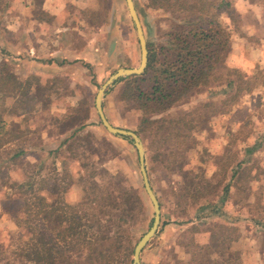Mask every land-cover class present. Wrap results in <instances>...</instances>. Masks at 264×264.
Returning <instances> with one entry per match:
<instances>
[{
	"label": "rangeland",
	"instance_id": "374dc122",
	"mask_svg": "<svg viewBox=\"0 0 264 264\" xmlns=\"http://www.w3.org/2000/svg\"><path fill=\"white\" fill-rule=\"evenodd\" d=\"M205 1L213 3L214 9L207 6L211 11L220 1L231 3L236 10L229 14L222 11L217 17L230 40L207 85L173 108L152 114L154 122L146 124L143 131L139 126L142 110L132 101L121 104L117 100V84L105 95L111 122L139 131L149 179L162 203L159 230L144 248L141 264H264V0ZM43 2L32 0L39 8L37 15L51 21V14L41 10ZM134 2L145 35L154 42L165 41L166 32L179 30L189 15L185 11L167 12L164 0ZM191 2L202 5L204 0ZM24 7V0H0V26L7 20L21 21L36 15L31 10L24 12ZM64 7L71 28L63 32L74 39L78 49L85 45L88 58L97 64L89 71L92 87L77 84L79 106L69 114L61 109L58 116L56 110L45 106L44 87L52 85L49 81L43 85L35 74L21 80L17 66L1 62L0 112L7 132L0 139V167L28 144L39 142L41 126L51 124V132H63L79 120L86 122V129L71 140L74 145L80 144L78 152L81 162L87 163L85 169L81 164V168L71 164V159L62 165L65 150L63 157L43 155L35 163L23 153L11 168L19 163L35 165V171L40 172L38 184L50 183L55 191L51 205L67 198L69 190L78 197L82 195L81 186L88 174L105 183L106 190V180L112 181L117 190H128L131 202L126 210L130 216L127 241L135 249L153 224L154 206L144 186L137 148L128 138L106 129L95 100L99 88L119 68L140 65L138 34L126 0H65ZM5 9L13 11L6 13ZM54 32L56 29L51 28L45 35ZM10 36L20 40L15 32ZM122 39L124 48L118 50L116 43ZM53 83L60 95L75 93L62 90L72 88L66 81ZM90 107L93 117L88 119ZM39 160L43 168L37 164ZM69 171L78 173L76 192L69 188ZM137 195L141 196L140 204ZM89 208L97 210L96 205ZM13 224L0 219V264H33L22 253L16 254L27 237L12 232H27L26 227ZM229 244L234 250L228 251ZM150 253L154 258L148 256ZM133 258L134 251L126 255L119 252L114 263L130 260L132 264Z\"/></svg>",
	"mask_w": 264,
	"mask_h": 264
},
{
	"label": "trees",
	"instance_id": "16d2710c",
	"mask_svg": "<svg viewBox=\"0 0 264 264\" xmlns=\"http://www.w3.org/2000/svg\"><path fill=\"white\" fill-rule=\"evenodd\" d=\"M163 6L167 12L185 11L189 14L188 18L180 23L179 30L171 28L167 31V38L163 42L150 41L146 37L148 64L145 71L122 77L116 83L122 82V100L125 103L132 101L142 110L139 125L142 131L148 127L146 124L154 122L152 114H161L173 108L209 83L230 40L228 31L217 17L222 11L228 14L236 11L226 1H220L215 11L207 7L214 9L213 3L205 0L202 5L190 3V0H164ZM1 115L2 112L0 139L7 132L6 121ZM85 124L81 120L73 123L72 134L62 142V145L66 144V159L62 160V165L71 159L78 161L85 169L87 163H82L79 157L80 144L77 146L71 142ZM21 150L11 157L8 164L0 167L4 210L9 214L10 222L17 227H26L27 232H12L21 238L27 237L25 246L16 254L22 253L24 259L33 264H115L119 252L125 255L133 253L134 247L127 241L130 216L126 210L131 202L128 190L115 189L110 180H106L109 182V190H106L105 183L88 174L81 186L82 195L78 197L69 190L67 198H60L57 205H51L44 192L53 189L52 185L38 184L37 175L40 172L37 169L35 171V165L23 167L19 163L11 168L12 162L17 163L16 158L24 153ZM63 151L56 150L55 153L63 157ZM37 164L41 165L42 160ZM19 166L22 169L19 173L21 176L15 178L11 170ZM76 172L69 171L72 179L69 188L75 189V192ZM158 199L161 206V200ZM136 200L140 204L141 196L137 195ZM221 201L224 203L225 198ZM90 205H96L97 210L91 211ZM233 247L229 244L228 251L234 250ZM125 264H131V261Z\"/></svg>",
	"mask_w": 264,
	"mask_h": 264
},
{
	"label": "crops",
	"instance_id": "0c3cea01",
	"mask_svg": "<svg viewBox=\"0 0 264 264\" xmlns=\"http://www.w3.org/2000/svg\"><path fill=\"white\" fill-rule=\"evenodd\" d=\"M24 1L26 2L24 12H30L31 10V13H36L39 11V8L32 3V0ZM64 3L65 0H44L41 10L42 12L45 10L51 14V21L45 20L40 16V14L37 15L36 13V15L32 16V14L31 17L23 18L21 21H19V19L7 20L0 26L4 27L3 33L0 32V63L4 62L6 65L9 64V66L10 64L17 66L18 69L16 70V73L20 75L21 80L29 78L35 74L43 85H47L49 81L52 85L44 87L45 106L56 110V114H58V116L61 109H65V112L69 114L73 109L79 106V99L76 96V86L77 84H84L88 85L91 89L92 77L90 76L91 73L89 71L91 66L97 65L88 58L86 53L87 47L85 45L78 49L74 46L76 45V42L73 41L74 39H71V36L68 34L65 35L63 32V30H69L71 28L68 23L69 14L66 12ZM12 11L13 10L11 9H7L6 13ZM6 13H4L5 17H7ZM17 23H19L18 27H16ZM51 28L56 29V32L51 35L52 39H50V35H45L46 31ZM14 32L16 35L20 36V40H15L12 36H10V34ZM47 45H49L48 48H46ZM89 45L90 47L92 46L91 41L89 42ZM116 48L118 50L124 48V39L117 41ZM237 60L240 61L241 58L239 57ZM54 81H62V83H65L66 81L68 86H71L72 88H62V90L70 92L73 91L75 93L72 94V96L71 94H67V96L62 94L65 97L61 100L62 95L58 94L55 84L53 83ZM121 86L122 82L116 85L115 88L117 94L115 97H118L117 100L121 104H124V101L120 96ZM106 103V98L104 97V112L111 122ZM92 112V108L90 107L88 119L93 117ZM50 128L51 124L44 127L41 126L40 137H38L39 142L35 144H28L25 148H23L24 155H26L27 159L31 160V162L35 163L37 158L43 155L52 156L53 158L57 157L58 154H56L55 151H63L65 149L66 144L62 145V142L70 137L72 130L69 129L63 132H51ZM84 129H86V127H84L83 130ZM69 131L70 133H67ZM71 164L80 167V163L78 161H71ZM23 167H27V165ZM18 169L16 168V170H11V174L15 178L21 176L19 173H21L22 169L20 166ZM54 192V189L51 188L45 190L44 193L48 202H52L51 194L53 195ZM3 198V193L0 190V219L6 221L8 220V223L11 224L13 222L9 221L10 216L6 213L2 204ZM13 226H15V224H13ZM141 256L143 258V255ZM148 256H153L154 258L155 255L154 253H150ZM153 264L163 263L155 261Z\"/></svg>",
	"mask_w": 264,
	"mask_h": 264
},
{
	"label": "water",
	"instance_id": "95a60500",
	"mask_svg": "<svg viewBox=\"0 0 264 264\" xmlns=\"http://www.w3.org/2000/svg\"><path fill=\"white\" fill-rule=\"evenodd\" d=\"M126 1L141 46V62L138 67H132V68L122 67L119 68L115 73H113L99 88L98 93L96 95L95 103L100 119L103 125L106 127V129L114 135L120 136L122 138H128L137 148L139 154L140 169L144 178V186L154 206L155 215H154L153 224L150 227V229L140 238L134 249V258L132 264H141L142 251L159 230L161 217H162L160 201L151 185L148 176V172L146 168L145 146L141 136L134 130L118 127L112 124L110 120L107 118L103 108V99L107 94V91L110 90V88L114 86L120 78L136 75V74H142L145 71L148 64L147 39L145 36L141 18L139 16L134 0H126Z\"/></svg>",
	"mask_w": 264,
	"mask_h": 264
}]
</instances>
